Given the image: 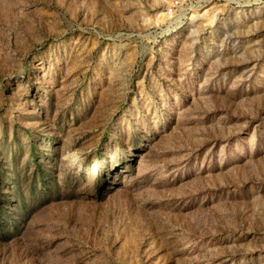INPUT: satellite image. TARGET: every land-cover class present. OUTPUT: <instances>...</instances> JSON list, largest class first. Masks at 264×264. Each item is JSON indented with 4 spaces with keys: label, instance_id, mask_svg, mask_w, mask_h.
Instances as JSON below:
<instances>
[{
    "label": "rangeland",
    "instance_id": "1",
    "mask_svg": "<svg viewBox=\"0 0 264 264\" xmlns=\"http://www.w3.org/2000/svg\"><path fill=\"white\" fill-rule=\"evenodd\" d=\"M0 264H264V0H0Z\"/></svg>",
    "mask_w": 264,
    "mask_h": 264
}]
</instances>
